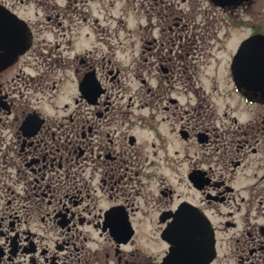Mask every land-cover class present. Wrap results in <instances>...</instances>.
Instances as JSON below:
<instances>
[{
    "label": "flooded vegetation",
    "instance_id": "flooded-vegetation-1",
    "mask_svg": "<svg viewBox=\"0 0 264 264\" xmlns=\"http://www.w3.org/2000/svg\"><path fill=\"white\" fill-rule=\"evenodd\" d=\"M119 1L136 19L145 95L127 96L118 50L94 31L88 8L101 0H0L33 33L1 61L0 264H163L178 211L211 221L210 264H264V103L233 71L241 43L264 34V0ZM33 2L35 18L21 12ZM101 77L110 89L83 94ZM137 211H154L152 223Z\"/></svg>",
    "mask_w": 264,
    "mask_h": 264
},
{
    "label": "water",
    "instance_id": "water-1",
    "mask_svg": "<svg viewBox=\"0 0 264 264\" xmlns=\"http://www.w3.org/2000/svg\"><path fill=\"white\" fill-rule=\"evenodd\" d=\"M7 24L14 26L13 33L9 34L8 31V33H6V30H2L0 28V40H6L8 42V48H13V54H15L19 51L20 45L15 47L12 43L19 40L18 35L23 34L21 43L27 44L29 34L25 29L19 28L21 22L16 17L13 18L12 22H6L0 19V27ZM2 32L5 33L1 38ZM235 74L239 88L244 94H246L250 99L264 101L263 36H256L243 44L239 54V62L235 67ZM188 218H192V220H188ZM193 218H196V220ZM197 218L198 214L191 212L187 214L185 221L178 222V227L184 230V237L181 239V242H179L180 245L175 247L174 256L180 255L183 256V258L179 261V258L175 257L173 259L174 264H206L212 258V253H214L212 229L207 220H205L203 224V222ZM197 235H201V239L198 238ZM201 246L203 250L200 253L199 258H197L194 255L195 252H190V250L199 249Z\"/></svg>",
    "mask_w": 264,
    "mask_h": 264
},
{
    "label": "rangeland",
    "instance_id": "rangeland-1",
    "mask_svg": "<svg viewBox=\"0 0 264 264\" xmlns=\"http://www.w3.org/2000/svg\"><path fill=\"white\" fill-rule=\"evenodd\" d=\"M8 1L12 4H17L21 0H8ZM57 1L58 4L61 5H65L67 3V0H57ZM101 1L102 2L100 3L95 2L96 4L94 3V7L92 9L89 10L88 8L89 14L91 16L99 17L100 19L99 24L95 23V25L94 24L92 25L94 26V31L97 33V35L104 34L103 37L105 42L104 41L103 42L105 44L107 43L108 46L112 48L109 50H114V49L118 50V51L116 50L117 51L116 55H112L110 58L118 62L120 69L122 70L123 73L125 72L128 77V79L126 80V85H127L126 88L128 89L127 96L135 95L137 91H139V94L145 95L146 91L149 88L148 87L149 84L144 86L145 87L144 90L141 89L140 82L136 77H134L133 74V67H134L133 60L135 58V53H136L134 48V43L136 38L134 35V29L136 25V19L133 18V14L130 15L127 22H126V17H121L122 15V13L120 12L121 3L119 0H101ZM34 6H35V2L29 4H23L21 5L22 8L21 12L23 14L25 13L27 16H30L31 18H35L36 8ZM80 10H82V8L79 6L78 11L80 12ZM39 14H43V13L40 12ZM196 17H197V22L200 23L199 21L200 15L196 13ZM202 25L207 26L208 24H202ZM77 27L79 32L81 30L80 28H82L83 26L81 23H79ZM208 28L213 29L214 23H212V27L209 26ZM90 29L91 28L83 29L82 31L87 33L88 31H90ZM219 34L222 35L220 30H219ZM247 34H248V30H244V29H239L236 32H233L232 33L233 37L229 41V43L227 42L226 44L227 48L225 49V53L223 54V56L226 53H229L231 49H234L237 43H240V41L244 39ZM85 40L86 43L90 42V39H85ZM94 42H95L94 44L99 45V47H102L104 45L98 41H94ZM78 44L77 47H79ZM219 45L221 44H217L216 47H219ZM213 66H215V64ZM144 213H147L148 216L145 217L143 215ZM154 213H155L154 211H137V218L142 219L143 223L149 224L152 223L151 218L153 217Z\"/></svg>",
    "mask_w": 264,
    "mask_h": 264
}]
</instances>
